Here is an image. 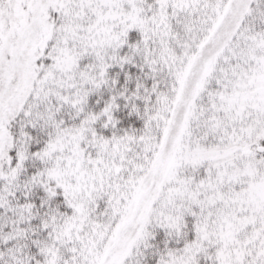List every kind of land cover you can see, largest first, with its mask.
Masks as SVG:
<instances>
[{
    "label": "snow or ice",
    "instance_id": "6c2138e0",
    "mask_svg": "<svg viewBox=\"0 0 264 264\" xmlns=\"http://www.w3.org/2000/svg\"><path fill=\"white\" fill-rule=\"evenodd\" d=\"M0 264H264V0H0Z\"/></svg>",
    "mask_w": 264,
    "mask_h": 264
}]
</instances>
